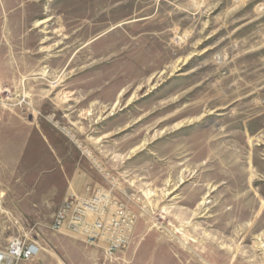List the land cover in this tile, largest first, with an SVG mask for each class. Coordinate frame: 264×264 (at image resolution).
Wrapping results in <instances>:
<instances>
[{
	"label": "rangeland",
	"instance_id": "1",
	"mask_svg": "<svg viewBox=\"0 0 264 264\" xmlns=\"http://www.w3.org/2000/svg\"><path fill=\"white\" fill-rule=\"evenodd\" d=\"M25 235L24 264H264V0H0V248Z\"/></svg>",
	"mask_w": 264,
	"mask_h": 264
},
{
	"label": "crops",
	"instance_id": "2",
	"mask_svg": "<svg viewBox=\"0 0 264 264\" xmlns=\"http://www.w3.org/2000/svg\"><path fill=\"white\" fill-rule=\"evenodd\" d=\"M39 148L42 152V156L40 157V161L38 162V167H36L38 174L46 175L44 178H38L39 186L45 187V182H48L50 179L58 181L56 187L58 188L59 192L58 195V202L57 205L61 206L65 203L71 195L74 193V190H78L77 188L73 187L75 184L74 181H70L71 176L65 175V169H62L59 165V161L55 160V157L52 154V150L48 145L41 141L38 144ZM35 146L29 145L27 149V153L29 155L34 154ZM61 163V162H60ZM67 184V185H66ZM55 194V191L50 192L49 194H37L31 200H23L20 202V207L22 211L25 213L32 214L37 218L44 210H47L50 206L48 204L50 202V198ZM32 202V203H30Z\"/></svg>",
	"mask_w": 264,
	"mask_h": 264
},
{
	"label": "built area",
	"instance_id": "3",
	"mask_svg": "<svg viewBox=\"0 0 264 264\" xmlns=\"http://www.w3.org/2000/svg\"><path fill=\"white\" fill-rule=\"evenodd\" d=\"M69 207V205H66ZM66 209H61L58 213L59 227L65 219ZM40 245L37 238L13 237L5 247L0 248V264H24L32 260L40 252Z\"/></svg>",
	"mask_w": 264,
	"mask_h": 264
},
{
	"label": "bare ground",
	"instance_id": "4",
	"mask_svg": "<svg viewBox=\"0 0 264 264\" xmlns=\"http://www.w3.org/2000/svg\"><path fill=\"white\" fill-rule=\"evenodd\" d=\"M101 207V206H100ZM100 207L96 204V201L94 202L93 205H89L87 208H86V211H87V214L88 213H96L98 212V209H100ZM99 229V227H97ZM41 251V247L39 249ZM40 253V252H39ZM38 253V254H39Z\"/></svg>",
	"mask_w": 264,
	"mask_h": 264
}]
</instances>
